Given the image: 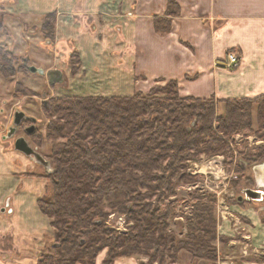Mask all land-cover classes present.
<instances>
[{"label":"trees","instance_id":"1","mask_svg":"<svg viewBox=\"0 0 264 264\" xmlns=\"http://www.w3.org/2000/svg\"><path fill=\"white\" fill-rule=\"evenodd\" d=\"M178 14L176 1L167 0L165 15L154 17L155 31L167 33ZM44 18L42 34L52 40L56 13ZM71 54L74 75L81 61ZM18 59L1 49L0 74L10 78L27 72L26 62ZM254 109L256 135L264 140V94L223 100L181 97L177 83L169 81L132 96L50 98L43 103V115L48 120L44 137L50 142L51 172L39 175L46 178L49 193L37 202L50 219L53 240L36 264H94L104 249L101 264L134 255L148 257L139 264H166L181 250L192 262H215L216 197L196 192L182 240L169 230L171 205L163 208L162 203L174 196L178 184L192 181L190 160L202 153L232 157L226 138L252 130ZM42 137L38 131L30 135L35 147ZM243 157L246 165L257 158L249 150ZM242 169L239 163L237 170ZM113 213L123 216V232L108 224Z\"/></svg>","mask_w":264,"mask_h":264},{"label":"crops","instance_id":"2","mask_svg":"<svg viewBox=\"0 0 264 264\" xmlns=\"http://www.w3.org/2000/svg\"><path fill=\"white\" fill-rule=\"evenodd\" d=\"M175 1L179 14L171 18L167 33L154 28V17L165 15L167 0H0V4L24 19L56 13L55 42L71 44V52L81 61L62 97L132 96L169 81L177 83L181 97L223 100L264 94V0ZM230 50L240 55L236 68L225 66ZM5 140L0 135V264H36L53 240L50 219L37 202L46 194L47 180L40 174L27 175L26 157ZM251 172L254 188L264 185V161ZM263 199L264 193L261 200L252 201L261 204L257 211L240 208L251 200L238 202L233 258L226 260L219 253L216 262H192L187 253L172 264H264ZM105 254L100 252L94 264H101ZM114 264L137 260L119 257Z\"/></svg>","mask_w":264,"mask_h":264},{"label":"rangeland","instance_id":"3","mask_svg":"<svg viewBox=\"0 0 264 264\" xmlns=\"http://www.w3.org/2000/svg\"><path fill=\"white\" fill-rule=\"evenodd\" d=\"M2 8L3 4H0V25H4L6 29L5 33L4 30H0V50H9L15 57L19 58V63L26 62L27 66L43 68L44 72L56 66L61 70L63 69V82L53 86L48 84L44 73L30 72L29 69L27 72H17L10 78H5L0 74V135L6 136L8 127L12 126L14 111L21 110L26 116L24 124L28 125L31 122V118L35 119V122H33L35 131L43 135L41 145L38 148L35 147L36 144L32 138L26 137L20 129L16 130L14 136L6 138L5 142H8L9 148L12 149L14 139L22 135L31 146L47 158L50 151V142L44 137L48 120L43 115V103L53 97H62L63 88L66 89L70 84H73L72 79L74 75L71 73L72 65L70 62H75V56L71 54V44L56 43L55 35L52 40L44 38L42 34V26L45 21L44 16L24 19L15 13L10 14ZM255 114L256 111L254 109L251 131L242 130L226 138L232 157L229 156L230 153L225 156L221 154L210 156L202 153L198 156L197 160H190L188 173L193 177L192 181L187 184H178L175 188L174 196L162 203L163 208L166 205H171L173 211L168 219L169 230L176 235L178 240H182L187 235L186 222L193 213L194 204L196 203L194 199L196 192L216 197L214 204L216 239L214 245L217 249V259L219 253L221 258L225 256L226 260H228V257L234 255V251L231 249H234L233 241L236 239L234 235L237 233L235 229L237 226L236 221L240 220V217L236 214L239 202L237 199L238 196L243 195L241 193L243 188H254L251 167L264 161V140L256 135L258 123ZM246 150H249V153L255 155L257 158L251 160L247 165L241 162L246 167H243L244 170L238 171L237 167L240 163L238 160H240V157H243ZM26 161L29 163L26 171L27 175L31 173L41 174L47 170L29 157H26ZM33 176L35 177L36 175ZM259 187L264 193V185L260 184ZM46 188L47 186H45V193L48 194L49 190H46ZM252 201L254 200L240 206V208L243 211L252 208L253 211H257L261 207V204ZM231 215H236L239 219L232 220L231 218L230 220L226 218L228 216L231 217ZM108 224L120 232H123L126 226L123 216L114 213L109 215ZM223 233L227 234L224 235ZM236 235L239 234L237 233ZM47 250H50V245ZM103 251L107 253L106 249L101 252ZM187 253L186 250L179 251L177 259L174 262L166 264L184 260V256ZM189 256L191 257L190 254ZM131 257H134L135 261L137 260V264L141 261H146L148 258L146 255H134Z\"/></svg>","mask_w":264,"mask_h":264},{"label":"water","instance_id":"4","mask_svg":"<svg viewBox=\"0 0 264 264\" xmlns=\"http://www.w3.org/2000/svg\"><path fill=\"white\" fill-rule=\"evenodd\" d=\"M28 69L30 72H36L39 74H45L47 82L50 86H53L57 83H62L64 80V73L62 70L58 68H50L46 70L45 72L41 68H37L35 66H28ZM26 118L25 113L21 110H16L13 113V120H12V126L8 127V131L6 133V136H2V139L5 140L6 138L12 137L16 133V129L18 126H20L22 120ZM32 122H35L34 118H31ZM26 132L28 135H31L35 132V125L32 124L30 127L26 129ZM13 149L15 151H18L22 153L24 156L29 157L34 162L41 164L44 168L47 169L48 172H51V168L49 165V161L46 157H44L41 153L37 151L36 148L31 146L27 139L24 136H19L14 139L13 141ZM242 162L241 160L239 161ZM246 165V164H244ZM243 165V167H244ZM246 167V166H245ZM244 167V168H245ZM259 186H256L255 188H243L241 190V193L243 195L238 196V201L245 200H261L263 197V192L259 189ZM5 208H3V211ZM9 211V210H8Z\"/></svg>","mask_w":264,"mask_h":264},{"label":"built area","instance_id":"5","mask_svg":"<svg viewBox=\"0 0 264 264\" xmlns=\"http://www.w3.org/2000/svg\"><path fill=\"white\" fill-rule=\"evenodd\" d=\"M240 62V55L238 52L234 50H230L227 53L226 59H225V66L228 68H236Z\"/></svg>","mask_w":264,"mask_h":264},{"label":"flooded vegetation","instance_id":"6","mask_svg":"<svg viewBox=\"0 0 264 264\" xmlns=\"http://www.w3.org/2000/svg\"><path fill=\"white\" fill-rule=\"evenodd\" d=\"M24 121H25V120L23 119L22 122H21V124H20V126H18L17 129H18V130L20 129L21 131H23V133L25 134V136L29 138L30 135L27 134L26 129H27L28 127H30V126L33 124V122H32L31 119H30V121H31L30 124L26 125V124L23 123ZM20 127H21V128H20ZM17 129H16V130H17ZM20 136H22V135H20ZM18 137H19V136H18Z\"/></svg>","mask_w":264,"mask_h":264}]
</instances>
